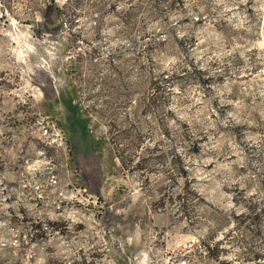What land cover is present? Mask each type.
Segmentation results:
<instances>
[{
    "label": "rangeland",
    "instance_id": "obj_1",
    "mask_svg": "<svg viewBox=\"0 0 264 264\" xmlns=\"http://www.w3.org/2000/svg\"><path fill=\"white\" fill-rule=\"evenodd\" d=\"M0 264H264V0H0Z\"/></svg>",
    "mask_w": 264,
    "mask_h": 264
}]
</instances>
